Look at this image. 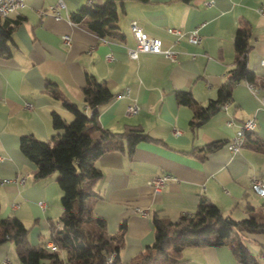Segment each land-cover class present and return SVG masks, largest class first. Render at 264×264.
Returning <instances> with one entry per match:
<instances>
[{
    "label": "crops",
    "instance_id": "0c3cea01",
    "mask_svg": "<svg viewBox=\"0 0 264 264\" xmlns=\"http://www.w3.org/2000/svg\"><path fill=\"white\" fill-rule=\"evenodd\" d=\"M52 13L39 10L56 6L58 0H25L16 12L0 19L11 27L10 53L0 56V218H19L28 228L33 244L46 243L50 225L62 211L58 173L39 178L36 165L19 148L22 135L54 143L51 112L65 122L73 113L63 100L76 103L87 114L83 87L93 76L113 96L97 108L96 121L111 132L140 128L148 135L128 153L121 137L102 140L105 150L95 164L101 177L93 185L92 211L105 219L108 233L118 232L125 221L121 262L131 259L154 239L153 215L175 220L193 213L200 198L216 204L224 215L242 219L250 214L264 217V196L251 188L253 176L264 178V14L262 0H115L117 32L122 37H101L82 22L72 21V12L102 4L104 0H62ZM159 38L163 48L177 51L176 61L162 53L140 52L135 59L126 49L135 46L130 21ZM247 25L251 30L246 67L259 89L254 94L248 81L232 85L226 106H220L206 121L191 125L193 107L177 102L175 93L189 91L199 105L216 97L235 63L234 36ZM181 33L198 27L199 44ZM69 40H64L63 36ZM110 54L111 59H107ZM26 102L30 106L25 105ZM139 110L127 114L128 104ZM223 104V103H222ZM221 104V105H222ZM256 120L242 146L231 152L228 141L247 118ZM97 138L98 131L89 130ZM214 149L205 151L209 143ZM121 145L122 149L114 146ZM173 176L158 191L148 180L160 174ZM8 178L10 182H2ZM137 208L147 210L142 215ZM244 243L264 264V233L245 235ZM13 242L0 243V264L16 260ZM61 255L64 256L63 253ZM176 264H243L229 245L187 246Z\"/></svg>",
    "mask_w": 264,
    "mask_h": 264
},
{
    "label": "trees",
    "instance_id": "16d2710c",
    "mask_svg": "<svg viewBox=\"0 0 264 264\" xmlns=\"http://www.w3.org/2000/svg\"><path fill=\"white\" fill-rule=\"evenodd\" d=\"M117 16L115 0H104L102 4L72 12L70 18L75 22L85 19L87 27L101 37L118 38L122 35L115 30ZM2 18L5 16H0ZM10 33L11 27L0 23V56L10 53ZM250 35L251 30L247 25L236 30L233 40L236 54L234 66L229 70L227 80L218 87L216 97L206 105L197 104L189 91L179 90L175 93L178 103L193 107L191 125L203 123L219 110L221 104L230 98L235 82H254L253 72L246 67ZM82 91L83 100L91 113L87 114L76 103L63 100V105L73 113V119L65 122L56 111L51 112L52 126L55 135L59 136L54 143L30 134L20 137L19 148L35 163L36 177L58 173L62 205L60 215L50 225V238L57 250L48 249L43 242L31 244L27 239L28 228L19 218H0V243H14L20 264H65V260L69 264H124L119 250L123 244L125 221L120 223L117 233L110 234L105 219L92 211L90 198L93 196V185L101 177V170L95 162L106 149L102 140L124 138L126 149L131 154L139 141L149 137L136 127H127L118 133L101 127L96 121L97 108L113 94L93 76L87 78ZM91 129L98 131L97 138L89 133ZM248 134H245V139ZM216 146L217 143H209L203 150L207 152ZM114 148L123 147L118 145ZM255 149L264 150V146L257 144ZM152 224V243L128 264H176L184 247L218 245H229L243 264H259L243 238L248 234L264 233V217L250 214L236 220L224 215L213 202L200 198L193 213L181 214L175 220H165L155 214Z\"/></svg>",
    "mask_w": 264,
    "mask_h": 264
},
{
    "label": "built area",
    "instance_id": "2783aa9c",
    "mask_svg": "<svg viewBox=\"0 0 264 264\" xmlns=\"http://www.w3.org/2000/svg\"><path fill=\"white\" fill-rule=\"evenodd\" d=\"M25 3V0H0V16L4 17L13 13H16ZM206 4H211L212 0H207L205 2ZM63 1L58 0L56 3V6H50L49 10H39L40 15H45L47 13H52L55 17V19H58L59 12L57 8L63 7ZM259 12L261 14H264V0H262V4L259 7ZM130 29L131 32L135 38V46L130 47L126 49L127 55L135 59L140 52H151V53H162L163 56L171 61H176L177 59V51L169 48H163L162 47V42L159 38L149 36L142 28V26L138 23L136 19H132L130 21ZM170 33H176L178 35H185L186 39L189 43L191 44H199L201 41V36L198 33V27L193 28L192 30L181 33L178 29L176 28H168L167 29ZM64 40L68 41L69 37L68 36H63ZM107 59H111L112 57L110 54H107L106 56ZM262 64L264 65V60H262ZM250 90L254 94H258L259 89L256 85H254L251 82L247 83ZM262 106L264 107V97L259 99ZM25 105L27 107L30 106L29 102H26ZM226 103H223L221 107H225ZM139 110V105L136 103H131L128 104L126 107V112L127 114H133L138 112ZM256 127V120L253 117L245 119L240 125L239 128L237 129L236 133L234 136L228 141L227 143V148L231 152H236L243 144L244 139H245V134L247 132H252L254 131ZM173 176L170 174H160V175H155L151 177L148 180L149 185L153 188V190L158 191L161 187H163L170 179H172ZM11 180L8 178L2 179V182H10ZM251 188L253 191L258 193L261 196H264V178H261L259 176H253L251 179ZM139 212L142 215L147 214V210L137 208ZM45 246L50 249V250H57V246L49 240V242L45 243ZM1 264H9V261L7 259H3Z\"/></svg>",
    "mask_w": 264,
    "mask_h": 264
},
{
    "label": "rangeland",
    "instance_id": "374dc122",
    "mask_svg": "<svg viewBox=\"0 0 264 264\" xmlns=\"http://www.w3.org/2000/svg\"><path fill=\"white\" fill-rule=\"evenodd\" d=\"M15 255H16V254H15ZM15 257H16V260H18V259H17V255H16ZM64 263H65V264H69V263H67V262H66V260H65V262H64Z\"/></svg>",
    "mask_w": 264,
    "mask_h": 264
}]
</instances>
